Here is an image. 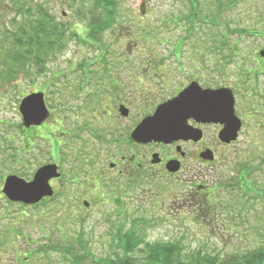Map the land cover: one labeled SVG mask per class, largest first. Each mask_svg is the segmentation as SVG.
<instances>
[{
	"label": "rangeland",
	"instance_id": "obj_1",
	"mask_svg": "<svg viewBox=\"0 0 264 264\" xmlns=\"http://www.w3.org/2000/svg\"><path fill=\"white\" fill-rule=\"evenodd\" d=\"M82 1L29 0V3L44 4L46 10L60 24L71 29L75 28L82 33L83 30L80 28L85 27L88 21L93 19L89 8L96 6L88 5L91 2H85L86 8H83ZM196 1L198 3L196 14L204 19H212L207 18L214 17L216 13L215 9L208 8L212 4L208 0ZM238 3L234 5V9L217 17L219 21L216 22L223 24L229 19L230 24L237 23L232 29L240 27L252 31L262 30L260 18L264 19V0H240ZM115 4L119 6L117 12L119 15L115 18L117 20L115 25L105 34V40L108 42L105 48L112 51L108 59L114 61L112 63L117 67L114 69L116 72H112L113 77L116 75L120 78L121 74L123 84H158L157 86L160 87L161 84H167L169 78L161 73L162 69L154 70L153 63L149 66V60L157 61L156 64L161 67L163 64L161 58L164 57L163 62L171 75L168 84H188L201 73L197 67H202L206 81L216 80L224 84L225 81L222 82L224 78L220 79L218 72L215 78L210 73L211 69H208V65L213 66L210 59H202L196 51L204 49V47H196L206 44L208 37L206 33H209V28L200 27V29L199 19H194L192 22L194 33L190 37L187 36L190 26L185 22L187 21L185 17L192 15L193 11L188 0H117ZM78 11L83 13L81 17L87 18L80 19ZM15 14L12 0H0V36L3 30L15 34L17 27L23 23V17H17ZM174 16L179 19L177 25L172 23ZM14 19L19 23L17 27L13 24ZM70 36L67 35L68 44L65 52H48L43 56L44 72L40 73L35 66L28 64L26 66L28 72L21 71L16 78L0 80V121L15 119V102L23 93L39 90L47 92V97L54 99L53 106L57 108L76 102L74 100L82 95L78 90V84H74L84 79L80 66L83 60L94 62L98 53L90 51L89 49L95 48L83 45L74 38L73 34ZM181 37L186 39L183 54L179 42ZM129 40H133L136 46L131 50L122 48ZM92 42L96 44L95 41ZM245 43L255 47L242 48L251 67L256 65L252 60L255 50L261 46L262 41L247 38ZM176 45L181 59L178 55L172 56L173 46ZM3 47L5 52H0V55L4 53L5 56L11 50V46ZM129 59L136 63V70H131V77L128 68L122 70L123 66H118L120 60ZM90 68L95 70L94 66ZM179 68L180 71L185 70V73L180 74ZM2 69L3 66H0V74ZM103 70L101 67L98 72ZM102 73L104 75V72ZM222 76H227L226 70ZM95 79L96 76L93 80ZM261 80L264 78L261 77ZM53 82H56L57 86L51 84ZM75 118L76 116L72 114V120ZM4 133L3 128H0V135L5 137ZM247 140L250 147L252 139L242 137L239 144L231 149L229 153L231 155L223 152L222 158L219 159L221 164L231 166L235 172L234 176L231 175L233 178L240 177L238 164L246 161V154L242 153V148L247 147ZM4 146L0 138L1 166L4 164L2 161L8 162L5 158L8 153L2 152ZM78 149L82 150L80 143ZM91 155L89 153L77 160L75 155L71 158V165L78 169V177L88 174L91 176L93 172H97L108 179L119 180L117 175H113L114 172L105 173L111 169L107 163L112 161V155L104 160L105 165L101 162L93 164ZM9 163L7 165H10ZM65 168L68 171L70 165H66ZM100 177L104 193L110 198H103L99 202L108 204L82 209V212L77 210L74 213L75 211L70 209H67V212L62 211L59 208L64 207L66 202L61 200L50 202L44 207L24 209L17 203L0 199V264H77L72 263L74 254L79 259V264H114L125 262L126 258L132 264H145L148 253L147 250H143L148 247L150 249L152 245H172L180 250L184 259L196 260L195 255L200 253L220 263L264 248V170L250 179L253 182L251 181L248 197L243 196L238 186L231 193H225L219 198L214 207L215 212L212 210L214 215L209 212L196 214L186 201L184 205L173 207H170L169 202H163L168 193L176 192L167 188L171 189L175 183L179 184L180 179H184L185 182L187 179L185 173L171 179L148 173L142 177L144 183L148 185L132 189L127 187L124 181L121 186V194H123L122 196L120 193L117 194V199L112 198L116 192L114 186L108 184L107 179L102 175ZM77 185L80 184H74L73 187L76 188ZM76 203H80L81 206V202ZM37 214L40 215L39 218L33 216ZM39 225L44 226V229ZM46 230H49V236L45 235ZM27 237H29L28 241ZM45 237L49 238L48 241L44 240ZM127 237L132 239L129 250L123 245ZM74 248L77 250H73Z\"/></svg>",
	"mask_w": 264,
	"mask_h": 264
},
{
	"label": "flooded vegetation",
	"instance_id": "obj_2",
	"mask_svg": "<svg viewBox=\"0 0 264 264\" xmlns=\"http://www.w3.org/2000/svg\"><path fill=\"white\" fill-rule=\"evenodd\" d=\"M89 4L104 5V3L96 2ZM230 21L227 20L229 23H226V32L222 34L217 33V25L213 21L205 25V28H209V33H205L208 35L207 41L212 51H216L217 45L213 42L217 39L222 40L221 44L225 46L224 49H219L220 59L210 51L204 59H210L213 63L211 67L208 65V69H211L210 73L214 78L217 73V61L220 60V63H223L227 76L223 77L224 79L221 75L219 77L222 82L225 81L224 84L216 80L206 81L202 67H197L201 73L194 78L195 80L188 81V84H168L171 75L163 60H161L163 64L160 68L162 74L169 78L166 81L167 84H161L160 87L157 86L158 84H123L121 74L120 78L116 75L113 77L112 72H116L114 69L117 67L112 63L114 61L108 59L112 51L105 48L108 43L105 40V34L112 29V26L102 33H78L77 35L84 40L80 43L95 48L89 50L98 53V57L91 62L92 64L88 60H83L80 66L84 79L74 83L78 84V90L82 94L74 100L76 102L57 108L53 106L54 99L47 97V92L39 90L28 94L23 93L15 102V119L0 121V128H3L6 135L5 137L0 135L5 144L2 152L8 153L5 157L8 162L2 161L4 164L0 165V199L9 201L4 193L8 178L14 177L30 184L43 169L53 167L54 174L58 175L49 177L47 181V186L53 195L44 197L34 207L17 203L19 207L39 208L50 202L61 200L66 202L65 208L62 206L59 209L65 212L70 209L76 213L77 210L82 212V209H90L92 206L107 205V202L102 204L99 202L103 198H110L109 195H105L103 184L100 182L101 175L106 177L97 172H93L92 177L89 174L78 177V169L71 165L73 155L77 160L89 153L92 154L93 164L101 162L102 165H105L104 160L112 155V161L107 163L111 169L108 172L105 171L106 174L114 172L113 175L119 177L117 181L106 178L108 184L114 186L116 191L112 198H116L119 193L122 196L121 186L124 181L130 189L148 185L142 178L148 173H155L168 179L185 173L187 177L185 182L184 179H180L179 184L172 183L174 186L167 189L176 192L168 193L163 202H169L170 207H173L184 205L186 201L196 214L200 212L213 214L212 210L215 212L214 207L219 198L225 193H231L238 186L243 196L248 197L252 181L250 179L264 170V80H261V77L264 78V57L261 54L264 52V26L260 31L254 29L248 32L249 29L240 27L232 29V26H237V23L230 24ZM260 21L264 24L263 17ZM92 22L93 19L88 21L86 29H90ZM98 29L101 30L102 27ZM216 35H218L217 38ZM252 37L261 40L262 44L254 52L252 61L256 65L249 67L248 57L246 58L242 48L243 46L244 49L255 48L245 43L247 38ZM123 45L120 47L126 50L136 46L133 40ZM149 61L157 63L151 59ZM119 65L123 66L122 70L128 68L129 77L132 75L131 70H136V63L131 59L120 60ZM91 66H94L95 70L91 69ZM101 67L104 70L99 73L98 69ZM178 72L184 74L185 70L180 71L179 68ZM95 76L96 79L93 80ZM51 84L57 86L56 82ZM192 85H197L201 91L223 90L227 104H232L227 108L226 118L208 121L211 118L210 114L198 113L190 107L188 117L181 125L183 130L193 137L170 144L154 141L142 143L134 139L133 135L137 128L144 120L155 114L159 105L180 97ZM38 93H43L45 96L48 116L41 123H27L25 114L21 110L22 104L29 96ZM72 114L76 116L73 120ZM222 135L227 139H222ZM242 137L250 138L252 141L250 147L247 140V147L242 148V153L246 154V161L238 164L240 177L233 178L231 175L234 176L235 172L231 166L221 164L219 159L222 158L223 152L231 155L229 154L231 149L239 144ZM78 143L81 144L82 150L78 149ZM171 162L178 163L180 167L178 172H169L168 165ZM68 164L70 168L67 171L65 166ZM74 175L76 177H73ZM74 184L80 185L75 188ZM77 201L81 202V206L80 203H76ZM33 216L39 218L40 215ZM40 227L44 229V226ZM49 234V230H46L45 235L49 236ZM48 239L44 238L45 241ZM28 240L29 237H27Z\"/></svg>",
	"mask_w": 264,
	"mask_h": 264
},
{
	"label": "trees",
	"instance_id": "obj_3",
	"mask_svg": "<svg viewBox=\"0 0 264 264\" xmlns=\"http://www.w3.org/2000/svg\"><path fill=\"white\" fill-rule=\"evenodd\" d=\"M188 1L193 11L192 15L185 17V19L187 20V23H191L188 25L192 29V22L194 21V19H199V28H204L205 25H207V22L210 21H213L215 25H220V22H216V20L219 21L217 17L219 18L220 16L226 14L227 11L234 9V5L238 4V1L240 0H208L210 4H212L208 8L216 10L214 17H207L212 18L213 20H208L204 19V17H199L196 14V9L198 8L197 1ZM85 2H96L105 4L96 5L94 7L92 6V8H89L92 11L91 17L94 20L90 24V29H86L87 25L85 27H82L81 30H83V32L102 33L106 28L115 25L117 21L115 18L119 15L117 14V12H119V6L115 4L117 0H83V8H86V5L84 4ZM12 8L16 13L15 16L23 17V23L20 22L22 24L17 27L19 23L16 19L13 20V24L15 25V27H17L15 34H12L7 30L1 31L0 52H5L3 46L6 45H10L11 50L8 51L5 56L4 53L3 55H0V66H3L4 68L2 69V72L0 74V80L16 78L17 74L21 71L28 72V68L26 69V66H28V64H32L33 66H35L38 69V72H44L45 67L43 63V56L46 55V53L48 52H65V49L67 48L68 44L67 35L70 36L73 34L76 40H78L79 42H84V40H82V38L77 35L78 33H80L78 30H76L75 28L71 29L68 26L66 27L64 24H60L56 20V18L48 10H46V6L44 4L32 5L29 3V0H12ZM78 13L80 19L84 18L81 17L83 16L82 12L78 11ZM211 15H213V13ZM219 25L216 26V31L220 27ZM262 26H264V24H262ZM100 27H102L101 30L98 29ZM71 38L72 37L70 36V39ZM182 40L183 39H181V41ZM222 42L223 41H219V39L213 42V44L217 45L216 51H212V48L210 47L211 45H209L208 41L206 42V44H204V46L198 45L196 47H204V49L202 48L203 50L197 49L196 51L202 59L206 58V54L207 52L209 54V51L211 53L219 55V49L225 48L224 44H221ZM182 47L183 46H180V50L182 49ZM220 56L221 55L217 56L218 59H220ZM219 62L220 60L217 61V63ZM154 66L156 69L158 68L157 64H154ZM131 241L132 239L127 237L126 240H124L123 242V245L125 246L124 248L129 250ZM73 250L77 249L74 248ZM143 251H146L148 253L146 261L144 262L145 264H264V248L246 253L239 257L232 258L227 262L220 263H217L216 260L213 261L209 259L208 255H202L200 253L195 255L196 260L184 259L181 257L180 250L178 248H174L172 245H152L150 249L148 247ZM73 256L74 261H72V263L74 262L79 264L80 262H78L79 259L77 258L76 254H74ZM128 261L129 260H127L126 258L125 262H116L114 264H132Z\"/></svg>",
	"mask_w": 264,
	"mask_h": 264
},
{
	"label": "water",
	"instance_id": "obj_4",
	"mask_svg": "<svg viewBox=\"0 0 264 264\" xmlns=\"http://www.w3.org/2000/svg\"><path fill=\"white\" fill-rule=\"evenodd\" d=\"M261 54L264 57V52ZM223 93V90L217 92L201 91L197 85H192L180 97L160 105L155 114L144 120L137 128L133 135L134 139L142 143L154 141L170 144L193 137L185 132L181 125L187 119L190 107L197 110L198 113L210 114L211 118L208 121L223 120L226 118L227 108L232 105L231 103L227 104V99ZM21 110L25 114L27 123L44 121L48 116L44 94L38 93L29 96L23 102ZM221 137L224 140L227 139L223 135ZM179 169L180 167L176 162H171L168 165L170 173H176ZM57 175L54 174V168L50 167L43 169L35 177L34 182L30 184L10 177L6 181L4 193L11 202L36 205L44 197L53 195L47 186V181L49 177Z\"/></svg>",
	"mask_w": 264,
	"mask_h": 264
}]
</instances>
